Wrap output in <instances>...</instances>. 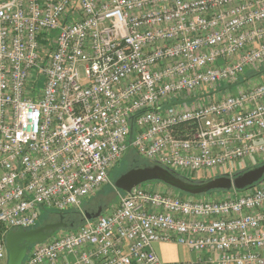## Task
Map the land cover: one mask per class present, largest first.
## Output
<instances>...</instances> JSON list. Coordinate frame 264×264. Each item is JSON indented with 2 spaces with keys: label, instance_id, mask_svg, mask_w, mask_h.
<instances>
[{
  "label": "built area",
  "instance_id": "obj_1",
  "mask_svg": "<svg viewBox=\"0 0 264 264\" xmlns=\"http://www.w3.org/2000/svg\"><path fill=\"white\" fill-rule=\"evenodd\" d=\"M263 70L264 0H0V260L10 229L78 209L131 147L186 180L264 162ZM165 187L123 191L23 264H169L158 241L264 264V181Z\"/></svg>",
  "mask_w": 264,
  "mask_h": 264
},
{
  "label": "water",
  "instance_id": "obj_2",
  "mask_svg": "<svg viewBox=\"0 0 264 264\" xmlns=\"http://www.w3.org/2000/svg\"><path fill=\"white\" fill-rule=\"evenodd\" d=\"M193 98L176 101L180 103ZM157 180L170 187L191 195L205 194L211 190H243L264 181V163L250 167L233 175H217L205 180H186L172 170L160 165L135 166L122 173L115 181L116 188L122 191H131L137 185L146 181ZM103 212L99 207L94 213H85L87 219L98 217ZM68 223L61 216L60 220L48 222L37 227L24 229H10L5 237L8 250L7 264H23L30 247L38 242L45 241L58 229L67 228Z\"/></svg>",
  "mask_w": 264,
  "mask_h": 264
},
{
  "label": "rangeland",
  "instance_id": "obj_3",
  "mask_svg": "<svg viewBox=\"0 0 264 264\" xmlns=\"http://www.w3.org/2000/svg\"><path fill=\"white\" fill-rule=\"evenodd\" d=\"M81 75H82V78L84 79L85 77V69L83 66H81ZM247 75H251V74H247ZM252 78H254L255 80L258 79L259 81H262L264 80V72H261V73H258L254 76H252ZM244 79V77H243ZM242 79V80H243ZM242 84L243 85H247L246 81H242ZM236 86H232L230 88H224V89H219V90H207L206 91V94L207 93H210L212 92L209 97L212 99V100H217L219 98H222L224 95H226L228 93V90L233 92L235 91ZM208 96L204 97L203 99L204 100H208L209 99ZM135 150L133 147H131V150L130 151H127V153L125 154V156L122 158V160L114 167V169L111 171V174H110V181L109 183H107L106 185H104L97 193H95L94 195H92L87 201H85L78 209H72V212H75L73 213V216L77 217V218H80V217H85V213L88 211V212H91V210H95L97 211L99 207H102V206H105L103 208V213L107 212V211H110L111 208L116 205V203L118 202L119 198L121 197V195L123 194V191L116 188L115 186V181L116 179L122 174L124 173L125 171H127L128 169L132 168V164H133V160L135 158H138L140 159L141 161H148L147 159H145L144 157L140 156L139 154H136V153H133L131 151ZM254 164H251L250 166H252ZM237 166L239 167L238 169H245L247 167H249V165H247V162L246 161H240L237 163ZM200 179L199 180H202V179H207L208 176L205 175L204 172H202V174L200 175ZM143 185L145 186H149V185H155V186H166L165 188H171L168 184H165L164 182H158L157 180H150V181H146L144 183H142ZM171 190H173V192L175 194H179L181 196H186L185 194H180V192L177 190H175L174 188H172ZM207 193L205 194H199L200 196H204L206 195ZM102 204V205H101ZM55 212V211H54ZM54 212H50V211H46L42 212V216L40 217V221L41 223H48L50 221L52 222H55V221H58L60 220V213H54ZM87 223V218H86V221L83 222V225ZM80 224H76V226L78 227ZM82 226V225H81ZM79 226V227H81ZM78 228H61V229H58L55 233H58L59 231H64V232H69V231H74ZM31 249V247H30ZM29 249V250H30ZM28 256V254H27ZM26 256V258H27ZM25 258V259H26ZM8 263V257L3 259V260H0V264H7ZM24 263V262H23Z\"/></svg>",
  "mask_w": 264,
  "mask_h": 264
},
{
  "label": "crops",
  "instance_id": "obj_4",
  "mask_svg": "<svg viewBox=\"0 0 264 264\" xmlns=\"http://www.w3.org/2000/svg\"><path fill=\"white\" fill-rule=\"evenodd\" d=\"M256 74H251V76ZM224 88L221 87L219 89ZM221 194L223 192H218V195ZM153 248L160 258L169 264H214L209 261V252H197L175 241H158L154 243Z\"/></svg>",
  "mask_w": 264,
  "mask_h": 264
},
{
  "label": "trees",
  "instance_id": "obj_5",
  "mask_svg": "<svg viewBox=\"0 0 264 264\" xmlns=\"http://www.w3.org/2000/svg\"><path fill=\"white\" fill-rule=\"evenodd\" d=\"M130 150H131V148L128 151H130ZM131 152L138 154L136 150H133ZM261 163H264V162H259L257 164L252 165V166H249V167H247V168H245L243 170H239V171L235 172L234 174H236L238 172H241V171H244V170H246V169H248L250 167L256 166V165L261 164ZM152 164H154V163L151 162V161H149V160L148 161H141L140 159L135 158L133 160L132 167H135V166H144V165H152ZM177 175L182 176L180 174H177ZM202 180H204V179H202ZM192 181H195V180H192ZM158 182H161V181H158ZM175 190H177V192L179 191L180 194L191 195V194L185 193L183 191H180L178 189H175ZM231 190H234V189H231ZM222 191H229V190H211V191H209L207 193L222 192ZM102 207L104 208L105 206H102ZM50 212H54V211H50ZM54 213H60V215H63L64 216V221L68 223V228L69 227L72 228V229L73 228H79V226L83 225V222L86 221V218L85 217L77 218V217L73 216V213H75V212H72V210H68V211H65V212H54ZM42 224H45V222L44 223H41V221L39 220V222L37 223L36 227L39 226V225H42ZM76 224H80V225L77 227Z\"/></svg>",
  "mask_w": 264,
  "mask_h": 264
},
{
  "label": "flooded vegetation",
  "instance_id": "obj_6",
  "mask_svg": "<svg viewBox=\"0 0 264 264\" xmlns=\"http://www.w3.org/2000/svg\"><path fill=\"white\" fill-rule=\"evenodd\" d=\"M87 212H88V211H87ZM94 212H96V211L92 209L91 212H88V213H91V214H92V213H94ZM61 216H63V215H61ZM61 216H59V217L61 218ZM63 217H64V216H63ZM52 221H53V220H52ZM52 221H50V222H52Z\"/></svg>",
  "mask_w": 264,
  "mask_h": 264
}]
</instances>
